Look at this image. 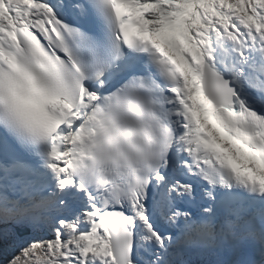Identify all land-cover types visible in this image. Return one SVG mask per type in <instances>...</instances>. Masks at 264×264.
<instances>
[{
  "label": "snow or ice",
  "instance_id": "snow-or-ice-1",
  "mask_svg": "<svg viewBox=\"0 0 264 264\" xmlns=\"http://www.w3.org/2000/svg\"><path fill=\"white\" fill-rule=\"evenodd\" d=\"M0 264H264V0H0Z\"/></svg>",
  "mask_w": 264,
  "mask_h": 264
}]
</instances>
